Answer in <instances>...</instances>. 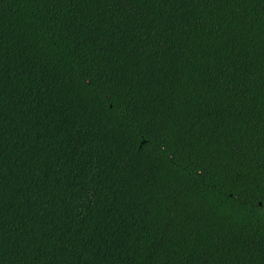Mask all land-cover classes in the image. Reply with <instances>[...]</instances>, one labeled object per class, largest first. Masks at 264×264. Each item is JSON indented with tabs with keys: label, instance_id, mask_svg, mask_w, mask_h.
<instances>
[{
	"label": "trees",
	"instance_id": "trees-1",
	"mask_svg": "<svg viewBox=\"0 0 264 264\" xmlns=\"http://www.w3.org/2000/svg\"><path fill=\"white\" fill-rule=\"evenodd\" d=\"M0 264H264V0H0Z\"/></svg>",
	"mask_w": 264,
	"mask_h": 264
},
{
	"label": "bare ground",
	"instance_id": "bare-ground-1",
	"mask_svg": "<svg viewBox=\"0 0 264 264\" xmlns=\"http://www.w3.org/2000/svg\"><path fill=\"white\" fill-rule=\"evenodd\" d=\"M89 95V94H88ZM93 95V94H92ZM89 97V96H88ZM208 160V159H207ZM207 163H208V161H207ZM209 165V164H208ZM204 166V165H203ZM193 168V167H192Z\"/></svg>",
	"mask_w": 264,
	"mask_h": 264
}]
</instances>
